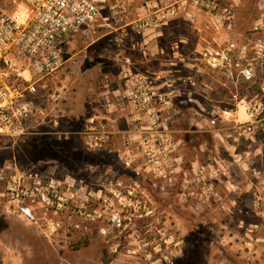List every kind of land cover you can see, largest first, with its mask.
Wrapping results in <instances>:
<instances>
[{
    "label": "rangeland",
    "instance_id": "rangeland-1",
    "mask_svg": "<svg viewBox=\"0 0 264 264\" xmlns=\"http://www.w3.org/2000/svg\"><path fill=\"white\" fill-rule=\"evenodd\" d=\"M125 1L134 8L165 0ZM219 1L236 4L232 19L189 5L169 18L168 23L175 19L174 28L164 27L180 51L196 49L191 54L194 67H201L211 84L184 93L182 99L199 96L202 104L190 99L164 112L181 156L175 172L166 177L151 170L142 147L125 152L121 135L102 151L84 148L80 131L88 103L102 85L117 86L119 75L111 58L113 45L102 47L104 58L94 55L92 47L86 57V42L78 44L84 51L41 96L30 121L32 133L16 142L0 139V163L15 159L22 169L69 175V181L95 195L113 188L108 215L120 213L122 225L110 218L91 221L64 213L58 233L48 238L35 224L2 215L0 264H264V121L255 124L252 134H240L239 128L249 119L242 100L264 96V62L254 60L257 76L247 81L234 67L235 78L212 69L197 50L201 43L221 48L234 44L238 53L247 49L248 57L242 59L247 63L261 0ZM183 38L188 41L180 42ZM97 205L101 208L102 202Z\"/></svg>",
    "mask_w": 264,
    "mask_h": 264
},
{
    "label": "built area",
    "instance_id": "built-area-1",
    "mask_svg": "<svg viewBox=\"0 0 264 264\" xmlns=\"http://www.w3.org/2000/svg\"><path fill=\"white\" fill-rule=\"evenodd\" d=\"M129 4L125 0H0V139L16 142L32 133L30 121L50 82L75 60L77 39L90 38L98 32L106 7L111 18L122 24ZM189 5L228 20L234 16L236 6L234 2L223 6L219 0L148 1L137 13V18L125 24L121 37L165 26L170 17L186 11ZM258 6L263 12L264 0ZM258 26L264 31L263 23ZM198 52L201 60L212 69L235 78L234 67L243 79L254 81L257 76L254 60L264 62V34L252 45L251 60L247 59V63L242 61L248 57L247 49L238 53L234 44L223 48L203 47ZM121 79L117 88L106 86L102 96L120 95L136 123V133L124 144L131 147L130 150L142 147L147 165L154 173L165 177L168 171L174 173L181 156L176 143H172L173 131L167 127L164 114L190 100L182 99L185 92L174 81L177 75L173 71L127 69L122 72ZM263 97L254 94L242 100L249 119L239 125L243 130L240 134H252L255 124L263 123ZM216 121L211 119L210 124ZM80 132L84 146L91 151L103 150L121 134L114 128L108 130L103 124L96 125L93 120ZM240 159L241 155L236 161ZM203 168L201 173L204 174ZM204 178L203 175V183ZM99 202H102L101 208L97 205ZM108 203L107 196L95 195L84 186L78 187L69 181V175L61 177L40 169H22L15 159L0 163V216H18L41 228L48 238L58 233L60 216L64 213L81 215L91 221L110 218L121 226L120 213L108 215ZM101 231L107 233L108 229L103 227Z\"/></svg>",
    "mask_w": 264,
    "mask_h": 264
},
{
    "label": "crops",
    "instance_id": "crops-1",
    "mask_svg": "<svg viewBox=\"0 0 264 264\" xmlns=\"http://www.w3.org/2000/svg\"><path fill=\"white\" fill-rule=\"evenodd\" d=\"M144 4L137 5L134 8L128 5V14L125 16V20H122V24L118 23L116 19L111 18L110 10L106 7L103 9V18L99 20L98 32L91 36L90 38H78L77 39V49L76 56L84 51V49L79 50L78 44L86 42V57L89 53H94V55H100V57L106 58L105 51L102 53V47L107 44L113 45V58L116 60L117 71H118V85L122 82L121 76L122 72L127 69L154 72L158 71L161 73L174 72L177 75L176 85H179L184 89L186 95L192 90L197 88L198 90L209 88L211 84L205 79V71L201 67H194V60L192 58V53L195 50L180 51L178 49L179 44H171L173 42V37L170 34L165 33L164 27H172V22L175 19H170L167 26H161L157 29H150L143 34H135L130 37L122 38V32L125 29V24L134 21L137 18V13L142 10ZM132 8V9H131ZM111 18L109 20L104 19V17ZM171 25V26H170ZM122 38V39H121ZM216 40V38H214ZM188 38H183L180 42H187ZM165 43H170L168 47ZM111 43V44H110ZM210 46H215L211 44ZM205 46L204 44H199L197 50H201ZM92 47V51H90ZM192 48V47H191ZM89 49V50H88ZM107 51V50H106ZM109 51V50H108ZM110 54V51L108 52ZM76 58V57H75ZM130 59L131 62L128 63L127 60ZM115 62V61H114ZM101 63V62H100ZM96 65L99 62L95 63ZM103 64V63H102ZM101 66V65H100ZM102 69V67H100ZM108 68L103 66V69ZM102 69V70H103ZM178 71V72H177ZM108 78L106 77L105 80ZM208 84H210L208 86ZM117 85V87H118ZM102 85L100 88L102 90L106 87ZM112 88V86H110ZM116 86L114 88H117ZM211 88V87H210ZM102 90L98 94V97L88 103L87 113H86V123L93 120L96 125L103 124L108 130L113 128L120 132L119 134L124 139L123 140V150L125 152H130L128 145H125V141L128 137H132V134L136 133V123L129 116V109L122 102L120 95L111 97H103ZM192 94V92H191ZM187 97V96H186ZM191 100H196L198 104H202V99L198 97H188ZM187 100V98H186ZM188 103V101H187ZM116 137H119L118 135ZM115 137V138H116ZM114 141V139H113ZM114 150V149H113Z\"/></svg>",
    "mask_w": 264,
    "mask_h": 264
},
{
    "label": "flooded vegetation",
    "instance_id": "flooded-vegetation-1",
    "mask_svg": "<svg viewBox=\"0 0 264 264\" xmlns=\"http://www.w3.org/2000/svg\"><path fill=\"white\" fill-rule=\"evenodd\" d=\"M259 7V6H258ZM260 9V8H259ZM263 23L264 24V11L262 12V11H259V15L257 16V18H256V24L257 25H255L253 28H252V30H253V39H255L253 42H254V44L256 43V41H257V39H259L261 36H263V34H264V31H261L260 29H259V23ZM263 28H264V26H263ZM253 57V56H252ZM262 88H264V86H262ZM83 143H84V140H83ZM84 148L87 150V151H91V150H89V149H87L85 146H84ZM106 148V147H105ZM104 148V149H105ZM103 149V150H104ZM99 151H102V150H99ZM92 152V151H91ZM141 181V180H140ZM122 184V183H121ZM106 187V186H105ZM108 190H107V192L106 193H104L103 192V189H100V191L102 192V195L103 196H107L108 197V199H110V196H109V191H111L112 189H109V188H107ZM114 190V189H113Z\"/></svg>",
    "mask_w": 264,
    "mask_h": 264
}]
</instances>
